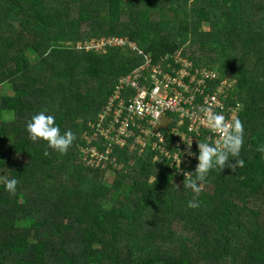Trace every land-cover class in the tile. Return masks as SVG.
Instances as JSON below:
<instances>
[{"label": "trees", "instance_id": "obj_1", "mask_svg": "<svg viewBox=\"0 0 264 264\" xmlns=\"http://www.w3.org/2000/svg\"><path fill=\"white\" fill-rule=\"evenodd\" d=\"M92 40L117 44L85 51ZM179 59L233 83L244 126V166L211 169L199 194L164 157L95 129L121 78ZM1 85L0 264H264V0H0ZM41 111L75 134L66 154L29 139Z\"/></svg>", "mask_w": 264, "mask_h": 264}, {"label": "built area", "instance_id": "obj_2", "mask_svg": "<svg viewBox=\"0 0 264 264\" xmlns=\"http://www.w3.org/2000/svg\"><path fill=\"white\" fill-rule=\"evenodd\" d=\"M105 43L114 45L117 41L92 40L84 45L85 51L102 49ZM178 62L181 64L178 69L170 68L167 72L159 65L152 66L149 75L144 78L143 71L149 66V60H146L130 76L121 78L108 99L106 109L98 116L95 128L105 139L112 132L110 139L119 148L129 140L132 147H137L138 153L149 148L154 153L153 163L161 162V157H164L173 175L184 178L185 169L195 160L196 143L206 141L214 144L218 139L217 134L201 123L203 114L199 109L211 107L214 112L222 113L225 109L221 100L225 80L217 82L219 75L216 72L205 67H194L186 59H179ZM122 89L132 91L131 97L125 101L118 100ZM113 115H116L115 119ZM165 118L171 120L173 127L167 134L159 131L153 134L152 131ZM168 140L171 141L170 146ZM189 142H192L191 149L187 146ZM188 150L195 155L188 156ZM178 157L181 161L179 167Z\"/></svg>", "mask_w": 264, "mask_h": 264}, {"label": "clouds", "instance_id": "obj_3", "mask_svg": "<svg viewBox=\"0 0 264 264\" xmlns=\"http://www.w3.org/2000/svg\"><path fill=\"white\" fill-rule=\"evenodd\" d=\"M199 111L203 114L201 123L210 132L217 134L218 139H216L214 144L206 141L196 143L198 155L195 158L198 163L195 170L194 172L183 173V186L191 189L196 194L202 191L203 182L211 169L218 168L221 171L227 167L234 171L236 168L244 166L243 160L234 159L239 156L243 145L244 126L241 120L238 118L226 119L222 113L214 112L211 107H201ZM158 126L152 131L153 134L158 131L167 134L173 127L171 120L165 130H156ZM26 132L30 140H43L47 142L48 148L60 154H66L76 138L71 130H67L62 134L60 128L55 123V117L43 111L32 115L26 122ZM191 144L192 142L187 144L188 149H191ZM257 151L264 153V145L258 146ZM44 155L47 156L49 153L45 151ZM187 155L191 157L195 154L188 150ZM230 158L235 161L234 164L230 163ZM177 159L179 167L181 163L180 157ZM155 180L156 177H154V182ZM2 183L6 191L15 194L19 181L15 178H4ZM187 206L189 208H197L199 204L193 198V200L188 202Z\"/></svg>", "mask_w": 264, "mask_h": 264}, {"label": "rangeland", "instance_id": "obj_4", "mask_svg": "<svg viewBox=\"0 0 264 264\" xmlns=\"http://www.w3.org/2000/svg\"><path fill=\"white\" fill-rule=\"evenodd\" d=\"M202 29L204 30V31H207L208 30V26H206V24H203V26H202ZM188 44V43H187ZM77 48L79 47V45H77L76 46ZM25 56L29 59V61L30 60H33V58H34V54H32L30 51H28L27 53H25ZM189 61V60H188ZM205 68H207V69H210V70H213L214 72H216V69H215V66H211V67H205ZM217 73V72H216ZM218 74V73H217ZM234 85H233V83H231V82H227V81H225V85L222 87V90H223V95H222V97H221V100H222V103H223V105L225 106V109L223 108V111H222V114L225 116V117H228V116H231V117H233V118H235V116H236V112L240 109V105L238 104L236 107H233V106H231V105H226V102L230 99V98H232L233 96H234ZM9 87H8V85H1L0 86V96H3V95H9ZM233 92V93H232ZM234 99V98H233ZM107 104H108V101H107V103H106V105H105V107L103 108V110L102 111H104L105 109H106V106H107ZM227 108H229L228 110H227ZM224 110H226L225 112H224ZM101 111V112H102ZM0 117L3 119V120H8V119H11V115L10 114H4V113H1L0 114ZM115 117H116V115H113V119H115ZM95 129H97L98 130V128H95ZM167 142H170V144L168 145V146H170L171 145V141L170 140H168ZM44 148H43V146L40 148V151L38 152V154L36 155V157H39V155H40V153H41V151L43 150ZM85 153H86V151H88V152H90V153H92L93 152V150H92V148H87V149H84L83 150ZM196 155H198V149H197V154ZM196 159V158H195ZM89 164L90 165H93V163L92 162H90L89 161ZM112 181H113V175H112V173L110 172V171H105L104 172V175L102 176V180H101V184L104 186V187H109V185L112 183ZM118 201H121V197L118 199Z\"/></svg>", "mask_w": 264, "mask_h": 264}, {"label": "water", "instance_id": "obj_5", "mask_svg": "<svg viewBox=\"0 0 264 264\" xmlns=\"http://www.w3.org/2000/svg\"><path fill=\"white\" fill-rule=\"evenodd\" d=\"M169 122H170L169 119H167V118L163 119V121L161 122V124L158 126V128H157L156 130H159V129H163V130H165V129L167 128ZM156 130H155V131H156ZM155 131H154V132H155Z\"/></svg>", "mask_w": 264, "mask_h": 264}]
</instances>
